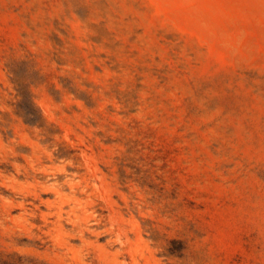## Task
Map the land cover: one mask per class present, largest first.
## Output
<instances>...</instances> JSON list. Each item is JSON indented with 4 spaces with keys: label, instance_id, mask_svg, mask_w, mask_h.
Instances as JSON below:
<instances>
[{
    "label": "rangeland",
    "instance_id": "rangeland-1",
    "mask_svg": "<svg viewBox=\"0 0 264 264\" xmlns=\"http://www.w3.org/2000/svg\"><path fill=\"white\" fill-rule=\"evenodd\" d=\"M0 264H264V0H0Z\"/></svg>",
    "mask_w": 264,
    "mask_h": 264
}]
</instances>
